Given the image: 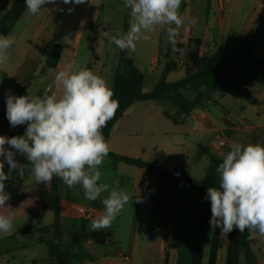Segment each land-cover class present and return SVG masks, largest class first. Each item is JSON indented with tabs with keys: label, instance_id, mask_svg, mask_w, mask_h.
<instances>
[{
	"label": "crops",
	"instance_id": "1",
	"mask_svg": "<svg viewBox=\"0 0 264 264\" xmlns=\"http://www.w3.org/2000/svg\"><path fill=\"white\" fill-rule=\"evenodd\" d=\"M15 2L0 0V21ZM69 9L72 11L69 12ZM178 11L183 25L176 37L175 48L168 43L165 30L168 26L157 25L153 31L144 33L149 36V40L137 41L136 51L131 52L120 50L105 36V33L111 37L128 31L130 9L124 7V0H85L81 4H65L63 0H57L55 4L44 5L36 15L26 10L9 34L15 39V44L8 50L9 60L4 70L0 71V80L8 89L21 82L26 83L28 88L21 95L32 91V82H35L37 89H34V96H39L40 92L49 95L55 92L59 97L62 89H56L54 77L60 70L71 71L69 66L72 65L76 70L89 69L99 75L114 92L115 75L124 69L125 60L131 58L145 76L144 92L150 93L162 79L169 62L168 56L174 62V70L167 75V82L174 83L185 75L188 54L196 46V41L201 43L202 51L208 54L235 53L249 45L255 56L264 60V0H182ZM56 45H61L63 52L58 67L51 69L48 60ZM176 48L179 51L177 53ZM29 80L32 82L29 83ZM204 89L202 87L201 91L205 93ZM217 92L218 98L210 102L219 108L218 113L207 109L205 105L183 116L170 100L134 103L114 126L108 142L110 151L116 155L147 160L169 171L187 173L199 181L206 177L207 169L211 166L210 155L224 158L233 142L245 146L257 143L264 146V85L255 82L247 86L229 85ZM6 98L7 93L2 89L0 108L3 110H6ZM173 118L178 119V123ZM25 125H21L20 129L10 126V131L19 133ZM222 141H227L224 148L219 145ZM24 158L26 156L19 153L15 156L22 165L24 161L28 163ZM8 169L5 163V173ZM122 169L129 168L122 166ZM131 171L134 176L123 178L122 181L133 185V195L139 200L137 223L144 224L148 212L152 214L156 199H151L148 188L151 186V190L157 193L159 182L143 169ZM51 183L52 180L46 184L37 183L34 178L28 184L22 181L23 185L7 188L8 183L5 181V191L12 200L0 208V214L13 216V224L21 219L20 245L12 253L3 255L7 257V262L11 256L13 261L18 257L22 264H54L49 257L50 252L41 257L39 251L41 246H46L42 240L51 239L54 231L42 234L43 228L37 223V216L42 215L44 197L53 209L49 196ZM172 198L174 208L170 217L161 219L152 215V220L161 223L163 228L158 233L149 229L150 238L159 234L160 246L156 255L154 252L149 253L146 264H192L201 197L196 192L178 191ZM27 202H31V205L27 206ZM61 202L63 206L64 202ZM102 213L92 214L91 219L98 218ZM68 215V212L62 211L65 245H71L73 236L82 231V225L75 231L65 227L64 220ZM116 218L119 219V216ZM90 224L91 221H87L85 225L91 236L83 243V250L90 259L72 262L129 264L125 256H131L132 260V255L117 247L111 249L114 246L113 228L109 227L110 235H106L104 229L91 230ZM13 230L14 226L9 232H0V242L12 239ZM212 232L209 229L210 235ZM251 236V249L257 259L255 264H264V236L258 232ZM227 237L223 233L220 237L222 248L218 253L217 264L226 261ZM75 251L80 253L78 249ZM210 252L211 244L208 242L203 264H208ZM239 264H247L244 255Z\"/></svg>",
	"mask_w": 264,
	"mask_h": 264
},
{
	"label": "clouds",
	"instance_id": "2",
	"mask_svg": "<svg viewBox=\"0 0 264 264\" xmlns=\"http://www.w3.org/2000/svg\"><path fill=\"white\" fill-rule=\"evenodd\" d=\"M31 15L39 13L46 4L57 0H24ZM81 4L85 0H63V3ZM182 0H124V7L130 9L129 29L108 37L120 50L136 51V42L149 40L145 32L155 26L166 27L168 43L173 48L183 25L179 14ZM69 12L72 9L68 10ZM171 25H175L172 27ZM15 44L10 35H0V71L6 67L8 50ZM60 70L54 77L56 93L41 96L13 95L6 98V116L10 126L26 124L22 136L0 135V208L10 199L5 191V181L11 178L13 170L23 175L24 165L15 159L17 153L26 156L31 173L37 183H48L53 177L60 178L69 188L82 186L85 198L95 201L105 192L101 200L103 213L93 219V231L111 227L130 196L117 186L99 183V166L109 154V143L102 134V128L114 118L119 102L105 79L89 69ZM6 145L8 147H6ZM223 162L218 165L219 187H208L206 199L210 201V233L216 228L229 234L233 230L250 234L258 232L264 236V146L261 144L229 145ZM10 149H14L12 151ZM9 171L6 174L4 165ZM139 202V200L137 201ZM14 217L0 214V232L13 228Z\"/></svg>",
	"mask_w": 264,
	"mask_h": 264
},
{
	"label": "trees",
	"instance_id": "3",
	"mask_svg": "<svg viewBox=\"0 0 264 264\" xmlns=\"http://www.w3.org/2000/svg\"><path fill=\"white\" fill-rule=\"evenodd\" d=\"M25 12L24 0H16L12 9L0 21V35H9ZM201 47V43L196 41V46L188 54L185 75L174 83H168L166 80L167 75L174 70V62L168 56L169 62L163 72L162 79L159 80L150 93L144 92L145 76L138 70L133 59L127 58L124 69L115 75L113 99L119 102V108L114 118L101 130L105 140L109 142L114 126L134 103L170 100L179 108L180 115L188 116L196 108H202L206 105L205 93L201 91L202 87H207L212 91H223L229 85L247 86L252 82L264 85V60L255 56L251 46L245 45L235 53L222 52L215 54L205 53ZM175 51L176 53L179 52L178 48ZM62 52L63 47L61 45H56L53 48L48 60L49 68L55 69L58 67ZM190 89L195 94L193 99H189L184 95ZM45 94L40 92L39 96L43 97ZM173 121L178 123V119L173 118ZM26 127L27 125L19 133L11 132L6 110L0 108V135L7 137L22 136L26 131ZM107 158L143 169L158 179L159 188L157 189L152 215L161 219L171 216L174 208L172 198L174 193L178 191L198 193L201 197V207L200 213H198L192 264H203L208 242L211 244L208 264H217L218 253L222 248L220 240L222 233L220 228H216L211 235L209 234L211 206L210 201L206 199V195L208 187H219L220 180L216 168L223 162V158L210 155L211 166L207 169L206 177L199 181L192 179L187 173L169 171L143 159L116 155L110 150ZM62 182L60 178L55 176L52 179L49 196L55 219L53 224L43 228L41 233L50 230L54 232L51 239L42 240V242L48 247L49 257L54 264H71L72 261L89 260L90 256L85 254L83 250V243L89 240L91 232L88 231L84 222L82 223V231L73 236L72 244H64V234L66 232L61 222L62 202L59 190ZM249 236L247 230L240 233L238 229L228 234L226 238L227 255L224 264H239L242 255L246 257L247 264H255L257 259L251 249L252 240ZM76 249L80 250V253L76 252Z\"/></svg>",
	"mask_w": 264,
	"mask_h": 264
},
{
	"label": "rangeland",
	"instance_id": "4",
	"mask_svg": "<svg viewBox=\"0 0 264 264\" xmlns=\"http://www.w3.org/2000/svg\"><path fill=\"white\" fill-rule=\"evenodd\" d=\"M180 78L181 77H179V79ZM16 80L20 81L18 78ZM30 82H32V80H29V83ZM21 83L22 84H17L16 87L8 89V87H5L2 81L0 80V91L4 89L7 94L11 91V94L20 96L28 88L26 83ZM34 83L32 82V91L28 92V94L32 96L35 95L34 89H37V86ZM204 88L207 109H211L212 112L218 113L219 108L215 107V104H211L210 102V100L218 98V92L212 91L207 87ZM184 95L189 99H193L195 94L193 90L190 89L186 91ZM20 128L21 125L14 127V129ZM25 159L27 160V158H24V160ZM28 164L29 162H23L24 170L22 176L17 174L18 170L12 171L11 178L6 180L8 183L7 188L17 187L18 185L22 184V181L23 184H28V182L33 181L34 176L31 173V166ZM122 166H125L129 169L124 170L122 169ZM132 169L135 168L129 165H120L118 162H115L111 158L106 157L103 160L102 164L99 166V171L101 172V180L99 181V183L107 184L109 186L110 191L112 188L117 186L118 182L119 189L123 190L130 196L129 202L124 205L122 211L117 215L119 216V219L115 218L111 225V228H113L112 238L114 241V246L112 245L111 249H115L117 247L124 253L132 255V264H146V259L148 258L149 253L154 252L156 255L160 246V240L158 238L159 234H155L152 238H150L148 236L149 229H153L156 233H158L163 227L161 223L157 222L156 220H152L151 211L148 212V218L146 219L144 224L142 222L139 224L137 223L136 212L139 210V204L137 202L138 200L132 192L133 185L127 182L124 183L122 181L123 178L134 176L133 172L131 171ZM153 179L157 181V178L155 176H153ZM9 181H12V183L9 184ZM18 181L19 183H17ZM148 189V192L150 193V195H152L151 199L156 197V192H153L151 190V186H149ZM59 190L61 200L64 202L62 206V211H66L69 213V217L64 220V224L65 227H68L70 231L79 230L83 222L86 224L87 221H92V214L104 211V206L101 203V200L108 195L107 192L103 193L101 197H99L97 200L92 201L85 198L84 190L80 185H77L73 188H69L66 184H64V182H62ZM9 200H12V198ZM30 205L31 202H27V206ZM42 205V215L37 216V223L42 228H46L51 224V222H53L54 213L49 207L48 201L45 197L42 200ZM13 226V238L0 242V245H2L0 247V264H22L18 257H15V260L13 261L12 257L9 256V262H7L6 260L7 257H3V255L6 253H12L13 249L15 250L16 247L20 245L21 219L19 221L14 222ZM104 230L106 231V235H108L109 228H106ZM47 236L50 235L48 234ZM133 246H135L134 249ZM40 249L41 250L39 251L41 253V257L49 255V249L47 246H41ZM17 255H20V253H18ZM72 263L76 264V262Z\"/></svg>",
	"mask_w": 264,
	"mask_h": 264
},
{
	"label": "built area",
	"instance_id": "5",
	"mask_svg": "<svg viewBox=\"0 0 264 264\" xmlns=\"http://www.w3.org/2000/svg\"><path fill=\"white\" fill-rule=\"evenodd\" d=\"M263 7V5L261 6ZM227 144V141H222L221 143H219L220 147L224 148ZM126 258V261L129 263V264H132V260H131V256H125Z\"/></svg>",
	"mask_w": 264,
	"mask_h": 264
}]
</instances>
